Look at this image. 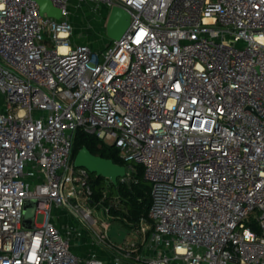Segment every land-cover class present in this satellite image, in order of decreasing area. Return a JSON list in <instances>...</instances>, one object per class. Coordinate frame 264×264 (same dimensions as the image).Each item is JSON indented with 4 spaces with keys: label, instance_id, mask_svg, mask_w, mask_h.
<instances>
[{
    "label": "built area",
    "instance_id": "obj_1",
    "mask_svg": "<svg viewBox=\"0 0 264 264\" xmlns=\"http://www.w3.org/2000/svg\"><path fill=\"white\" fill-rule=\"evenodd\" d=\"M50 1L58 18L0 0V264H106L75 253L85 228L114 264H264V0ZM74 1L120 6L129 25L77 41ZM76 130L142 165L140 245L109 241Z\"/></svg>",
    "mask_w": 264,
    "mask_h": 264
},
{
    "label": "trees",
    "instance_id": "obj_2",
    "mask_svg": "<svg viewBox=\"0 0 264 264\" xmlns=\"http://www.w3.org/2000/svg\"><path fill=\"white\" fill-rule=\"evenodd\" d=\"M83 146L91 153L109 158L115 163L125 166L131 165L127 172L128 178L126 181L118 179L117 184L90 173L93 200H101L103 205L108 206L109 217L118 219L130 230L138 228L141 221L150 223L148 219L150 187L143 177L142 165L124 161L119 157L115 147L104 144L94 134L76 130L73 137L71 157L74 158L77 150ZM105 188L109 189V193L106 194Z\"/></svg>",
    "mask_w": 264,
    "mask_h": 264
},
{
    "label": "rangeland",
    "instance_id": "obj_3",
    "mask_svg": "<svg viewBox=\"0 0 264 264\" xmlns=\"http://www.w3.org/2000/svg\"><path fill=\"white\" fill-rule=\"evenodd\" d=\"M71 5V12L75 14L74 25V37L77 41H86L91 44L92 47L105 46L108 42V37L105 31L106 19L108 16V10L98 1L90 2H73ZM134 163V162H133ZM149 184V183H148ZM106 194L109 193V189L105 188ZM25 214L30 213L29 211H24ZM55 214V213H54ZM57 221H64L69 225H76V222L68 215H61V217H55ZM44 221V215L37 213L35 215L34 222L36 224H41ZM109 228L107 230V237L109 241L114 245L121 248L125 246L130 248V243L134 242L136 245H140L143 238L149 237V233H141L137 230H130L118 219L109 217ZM84 229V227H83ZM92 232L87 228L84 229L82 236L77 239L76 250L78 252H85L95 250L97 253L101 254L102 258L105 260L106 264H114L111 255L110 248L105 247L106 245H100V247L92 245L93 244ZM146 240V241H147Z\"/></svg>",
    "mask_w": 264,
    "mask_h": 264
},
{
    "label": "water",
    "instance_id": "obj_4",
    "mask_svg": "<svg viewBox=\"0 0 264 264\" xmlns=\"http://www.w3.org/2000/svg\"><path fill=\"white\" fill-rule=\"evenodd\" d=\"M38 4L39 11L46 13L49 16L59 17L60 11L55 7L50 0H35ZM130 16L120 6H112L108 11V16L105 24V31L107 37L110 39H118L125 32L129 25ZM73 163L76 167H84L89 173H93L95 176H101L113 184H117V180L120 177L127 175V169L131 165H121L113 162L109 158L101 157L99 155L91 153L85 146L77 150L74 155ZM24 211L30 213H24L23 225L29 227L33 224L34 217V201L27 200L24 206Z\"/></svg>",
    "mask_w": 264,
    "mask_h": 264
},
{
    "label": "crops",
    "instance_id": "obj_5",
    "mask_svg": "<svg viewBox=\"0 0 264 264\" xmlns=\"http://www.w3.org/2000/svg\"><path fill=\"white\" fill-rule=\"evenodd\" d=\"M72 19H73V21H75V14L74 13H72ZM75 31V30H74ZM55 214H59L58 212H55ZM61 214L62 215H64L65 213H63V212H61ZM66 215V214H65ZM68 216V215H67ZM61 217V216H60ZM59 219V218H58ZM55 221L60 225V227H62L63 225H65L66 223L63 221H57L56 219H55ZM74 251H75V253L76 254H78V255H85L84 253H80V252H78L77 250H76V246L74 247ZM85 253H87V252H85ZM99 254V253H98ZM100 256H101V254H99Z\"/></svg>",
    "mask_w": 264,
    "mask_h": 264
}]
</instances>
